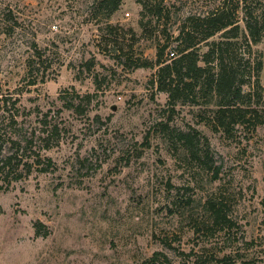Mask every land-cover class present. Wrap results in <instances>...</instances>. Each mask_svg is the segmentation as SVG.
Returning a JSON list of instances; mask_svg holds the SVG:
<instances>
[{
  "label": "rangeland",
  "instance_id": "374dc122",
  "mask_svg": "<svg viewBox=\"0 0 264 264\" xmlns=\"http://www.w3.org/2000/svg\"><path fill=\"white\" fill-rule=\"evenodd\" d=\"M227 1L165 0L162 17L142 30L135 0H121L110 26L93 15V0H0L2 151L13 148L2 134L11 111L22 131L35 127L43 137L50 125L59 130V143L39 152L53 170L39 172L42 161L34 163L7 187L0 174V264H140L154 252L180 264L204 240L208 198L222 203L239 232L231 241L210 238L207 247L220 254L228 243L240 245L242 231L264 249V41L249 52L242 30L230 38L227 57L252 83L242 89L259 97L262 121L230 133L213 129L204 98L172 107L157 88V66H135L154 61L158 41L176 35L186 17ZM242 15L234 14L240 27ZM175 45L167 44L165 57L176 55ZM256 61L263 62L258 85ZM161 122L199 133L216 178L169 140ZM23 145L25 155L37 149L21 142L19 152Z\"/></svg>",
  "mask_w": 264,
  "mask_h": 264
},
{
  "label": "trees",
  "instance_id": "16d2710c",
  "mask_svg": "<svg viewBox=\"0 0 264 264\" xmlns=\"http://www.w3.org/2000/svg\"><path fill=\"white\" fill-rule=\"evenodd\" d=\"M135 2L140 5L139 26L142 30L145 29L146 24L151 21L157 22L162 17L165 0H135ZM120 5L121 0H93V15L110 26L107 21ZM238 10L243 12L241 17L243 27H240L237 17H234ZM241 30L249 52L250 45L264 41V0H244L241 4L230 0L203 15L186 17L176 35H167L164 43L158 41L154 61L143 59L135 63V66H157L155 72L157 88L167 93V102L172 107L178 101L184 102V100L199 104L198 99L204 98L203 103L211 106L212 116L209 121L214 130L230 133L236 124L249 121V124L255 127L262 122L258 119V111L254 109L259 97L254 100L251 90L242 89L247 84L252 86V83L240 78L234 61L227 57L229 47L233 44L230 40L237 38ZM219 32L221 35L218 40H209ZM171 40L176 42V55L174 53L171 57H165L164 50ZM201 44L207 45V49L199 54L197 50ZM262 65V61L255 63L257 75L255 85L259 84L258 75ZM35 83L36 79H31L28 84ZM83 97L89 101L91 95L87 93ZM254 101L255 105H253ZM6 104V101H3L0 108ZM262 108L264 111V106ZM250 112H254V115ZM16 116L18 111H11L3 119L5 123L2 134L13 147L3 153L0 145V174L5 180L6 187L12 181L29 174L34 163L39 164L42 161L40 167H35L39 172L53 170L55 167L50 157L41 158L39 152L42 149L49 150L59 143L57 125H50L48 129H44L46 131L42 130L46 135L41 137L40 133H36L35 127H31L29 132L26 128L22 131ZM160 125L161 130L176 147L191 160L199 161L201 168L212 170L213 178H216L218 167L212 168L207 149L199 148L200 138L196 130L169 127L166 122H161ZM21 142L25 144L36 142L37 149L25 155L29 147L23 145L19 152L18 147ZM26 158L33 159L28 161ZM220 204L222 203L216 202L214 198L206 200L208 225L202 230L205 241L203 238L200 239L201 243L197 250L191 249L183 253L185 258L180 264H264V249L259 250L255 238H245L242 231L237 239L240 245L233 246L232 243H228L219 250L220 254L212 251L211 246H206L210 243V238L224 235L226 240H230L239 232L233 229L236 223ZM35 226H37L36 234L39 235L40 223L37 222ZM140 264L172 263L163 253L154 252Z\"/></svg>",
  "mask_w": 264,
  "mask_h": 264
},
{
  "label": "built area",
  "instance_id": "2783aa9c",
  "mask_svg": "<svg viewBox=\"0 0 264 264\" xmlns=\"http://www.w3.org/2000/svg\"><path fill=\"white\" fill-rule=\"evenodd\" d=\"M170 54H171L170 56H173V55H174V53H173V52H170Z\"/></svg>",
  "mask_w": 264,
  "mask_h": 264
}]
</instances>
